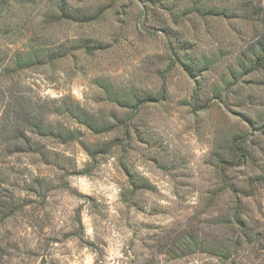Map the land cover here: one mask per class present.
Returning a JSON list of instances; mask_svg holds the SVG:
<instances>
[{
  "label": "rangeland",
  "instance_id": "374dc122",
  "mask_svg": "<svg viewBox=\"0 0 264 264\" xmlns=\"http://www.w3.org/2000/svg\"><path fill=\"white\" fill-rule=\"evenodd\" d=\"M260 3L0 0V264H264Z\"/></svg>",
  "mask_w": 264,
  "mask_h": 264
},
{
  "label": "trees",
  "instance_id": "16d2710c",
  "mask_svg": "<svg viewBox=\"0 0 264 264\" xmlns=\"http://www.w3.org/2000/svg\"><path fill=\"white\" fill-rule=\"evenodd\" d=\"M250 13L252 16L258 17V19L261 21L263 29L258 33L255 39L252 42H250V44L246 47L244 52L245 59H247V61L253 67V69H260V68H264V3H260L258 5L252 6V8H250ZM243 63L246 64V62L244 61ZM182 65H184L186 69H188L189 71L195 70V67H193L192 62L183 61ZM86 123L90 125L89 121L87 120ZM90 127H93L92 124ZM250 153H251V148L248 145V139L246 137L244 138L234 137V139L231 140L226 147H224L223 151L219 155L220 157L219 160L225 162L227 161L230 155H234L235 160L240 159L243 160V162H245V160H247L250 157ZM129 175L133 185L136 186V182L133 181L134 179L132 178L131 174ZM259 177L261 180L264 179V176H259ZM231 215L232 216L230 220H226V221L230 223L233 222L235 226L237 225L239 228L241 227L240 229H242V232L239 234L238 237H234V236L230 237L226 244H222L223 246L219 244L208 246V242H206L205 240L200 241L201 242L200 244L201 246L204 247L205 251H212V254L222 259H224L225 257H229V255L233 254L234 252H237V250L239 249L238 247L239 245H241V243L245 242L246 240L250 241L252 237L256 235L254 232L249 231L248 222L245 219L240 209H235V211H233ZM198 239H199L198 234L194 233L193 231L192 232L188 231L185 234H183V236L177 238L176 241L177 243H179V241L182 242L187 240L189 243L192 242L196 243ZM188 247L190 248L191 246L189 245Z\"/></svg>",
  "mask_w": 264,
  "mask_h": 264
}]
</instances>
